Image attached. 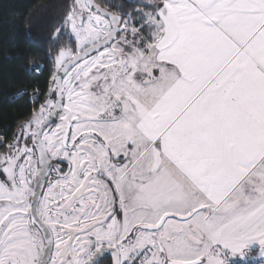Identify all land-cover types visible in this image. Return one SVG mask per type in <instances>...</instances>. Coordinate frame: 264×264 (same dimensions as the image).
<instances>
[{"label": "snow or ice", "instance_id": "snow-or-ice-1", "mask_svg": "<svg viewBox=\"0 0 264 264\" xmlns=\"http://www.w3.org/2000/svg\"><path fill=\"white\" fill-rule=\"evenodd\" d=\"M52 39L0 137V264L264 261V0H72Z\"/></svg>", "mask_w": 264, "mask_h": 264}, {"label": "trees", "instance_id": "trees-1", "mask_svg": "<svg viewBox=\"0 0 264 264\" xmlns=\"http://www.w3.org/2000/svg\"><path fill=\"white\" fill-rule=\"evenodd\" d=\"M95 2L110 11H121V6L123 11H130L136 4V0ZM71 4L72 0H0V134L9 142L19 125L44 102L51 86L52 56L65 44L52 37ZM36 61L42 62L43 68L38 74H30L28 66ZM35 87L40 91L35 103L29 102L27 95L12 97L19 89ZM5 147L0 144V152ZM100 263L109 264V260L102 258Z\"/></svg>", "mask_w": 264, "mask_h": 264}, {"label": "built area", "instance_id": "built-area-1", "mask_svg": "<svg viewBox=\"0 0 264 264\" xmlns=\"http://www.w3.org/2000/svg\"><path fill=\"white\" fill-rule=\"evenodd\" d=\"M42 68H43L42 62H40V61L32 62L28 66V72L30 74H34V73L38 74V73H40ZM23 95L28 96L29 102L35 103L39 98L40 91L36 87L35 88H22V89L17 90L12 95V97L15 99V98H18V97L23 96ZM0 137H3V135L0 134ZM99 264H106V263H100L99 262ZM237 264H264V261H260V260H256V259L247 257L245 259H242L241 262H239Z\"/></svg>", "mask_w": 264, "mask_h": 264}, {"label": "crops", "instance_id": "crops-1", "mask_svg": "<svg viewBox=\"0 0 264 264\" xmlns=\"http://www.w3.org/2000/svg\"><path fill=\"white\" fill-rule=\"evenodd\" d=\"M247 257L248 258H253V259H256V260H260L258 250L253 248V249H251L249 251H246L245 252V256L243 258H241L239 256L234 257V259H233L234 261L233 262H235V263L241 262L242 259H245Z\"/></svg>", "mask_w": 264, "mask_h": 264}, {"label": "water", "instance_id": "water-1", "mask_svg": "<svg viewBox=\"0 0 264 264\" xmlns=\"http://www.w3.org/2000/svg\"><path fill=\"white\" fill-rule=\"evenodd\" d=\"M93 2L96 3L95 0H93ZM104 255H106V256L109 258V264H111V258H110V255H109L107 252H105V253L103 254V256H104ZM103 256H102V257H103ZM102 257H101V258H102ZM101 258H100V260H101ZM100 260H99V262H100Z\"/></svg>", "mask_w": 264, "mask_h": 264}, {"label": "flooded vegetation", "instance_id": "flooded-vegetation-1", "mask_svg": "<svg viewBox=\"0 0 264 264\" xmlns=\"http://www.w3.org/2000/svg\"><path fill=\"white\" fill-rule=\"evenodd\" d=\"M104 260H109V258L106 256V255H104L103 257H102ZM101 258V259H102Z\"/></svg>", "mask_w": 264, "mask_h": 264}, {"label": "rangeland", "instance_id": "rangeland-1", "mask_svg": "<svg viewBox=\"0 0 264 264\" xmlns=\"http://www.w3.org/2000/svg\"><path fill=\"white\" fill-rule=\"evenodd\" d=\"M38 108H39V106H38ZM37 110H38V109H37ZM37 110H36V111H37ZM18 132H19V131H18ZM0 178H1V177H0ZM246 251H249V250H246ZM233 259H234V257L230 259V263L234 261Z\"/></svg>", "mask_w": 264, "mask_h": 264}]
</instances>
